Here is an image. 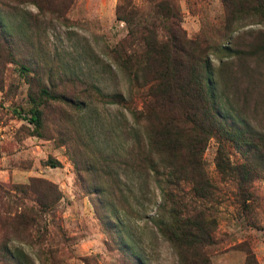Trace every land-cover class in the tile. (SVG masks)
Segmentation results:
<instances>
[{
  "label": "rangeland",
  "instance_id": "374dc122",
  "mask_svg": "<svg viewBox=\"0 0 264 264\" xmlns=\"http://www.w3.org/2000/svg\"><path fill=\"white\" fill-rule=\"evenodd\" d=\"M134 1L135 28L163 21L165 8ZM121 2L76 0L65 21L40 16L29 0L9 2L13 14L2 7L7 30L32 33L29 43L23 31L17 36L10 63L0 37V264H264V173L253 174L254 201L240 209L236 185L225 184L217 168L220 154L244 162L228 127L208 136L203 153L211 181L228 190L215 208L213 244L203 253L194 243L182 251L159 230L164 183L136 165L145 163L134 155L131 108L117 105L131 89L129 73L109 55L132 30L117 19ZM178 3L188 37L209 39L212 67L224 69V105L264 133V17L251 13L255 0ZM37 107L39 128L31 121ZM190 187L184 183L185 194Z\"/></svg>",
  "mask_w": 264,
  "mask_h": 264
},
{
  "label": "trees",
  "instance_id": "16d2710c",
  "mask_svg": "<svg viewBox=\"0 0 264 264\" xmlns=\"http://www.w3.org/2000/svg\"><path fill=\"white\" fill-rule=\"evenodd\" d=\"M29 1L38 7L40 16L45 14L57 21H65L76 0ZM9 2L0 1V37L8 41L7 63L13 62L17 55V36L23 31L29 43L32 33L31 27L6 29L8 25L2 18V7L11 10L12 14L18 12ZM147 2L154 5V11L165 8L163 21L159 24L147 26L139 23L140 29L135 28V12L139 7L134 0H122L117 10L119 21L132 24L126 39L109 52L129 73L131 82L128 99L117 96V105L125 104L131 108L134 155L145 163L142 168L140 163L136 165L140 169L146 168L148 177L154 175L159 183H164L161 189L166 199L163 209L168 212L160 214L159 230L182 251L194 243L203 253L207 246L213 244L211 232L217 225L215 208L221 202L220 196L225 194L227 197L228 191L218 188L205 169L203 153L208 136L228 127L227 134L243 150V163L234 165L220 154L217 168L225 184L236 185L234 198L238 200L240 209L246 211L254 201L250 180L259 169L264 173V133L241 122L240 115L230 113L224 105V94L219 91L218 82L224 69H213L210 57L214 50L209 39L202 34L188 37L182 27L178 0ZM249 9L251 13L264 17V0H255ZM234 13L235 16L238 12L234 10ZM231 22L238 23L235 19ZM39 43L35 42L33 47ZM42 94L52 100L58 98L55 92L53 94L47 89H43ZM99 95L104 96L100 91ZM31 121L37 128L41 126L42 112L38 107L32 109ZM257 159L256 167L254 160ZM50 163L53 168L60 166L53 160ZM184 183L191 184L187 194L182 189ZM207 225L209 229H206ZM2 254L11 253L6 250ZM16 254L18 258H25L20 251Z\"/></svg>",
  "mask_w": 264,
  "mask_h": 264
}]
</instances>
